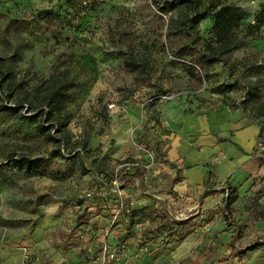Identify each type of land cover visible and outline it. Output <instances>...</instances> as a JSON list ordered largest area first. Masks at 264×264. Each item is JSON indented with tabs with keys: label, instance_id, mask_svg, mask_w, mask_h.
<instances>
[{
	"label": "rangeland",
	"instance_id": "1",
	"mask_svg": "<svg viewBox=\"0 0 264 264\" xmlns=\"http://www.w3.org/2000/svg\"><path fill=\"white\" fill-rule=\"evenodd\" d=\"M226 3L243 46L199 79L162 49L168 17L150 2L0 0V264H264V27L251 30L264 0ZM131 58L143 59L134 73ZM60 77L73 120L50 142L40 98ZM169 152L211 186L234 172L237 187L173 184ZM165 210L188 224L159 232Z\"/></svg>",
	"mask_w": 264,
	"mask_h": 264
},
{
	"label": "trees",
	"instance_id": "2",
	"mask_svg": "<svg viewBox=\"0 0 264 264\" xmlns=\"http://www.w3.org/2000/svg\"><path fill=\"white\" fill-rule=\"evenodd\" d=\"M150 7H155L153 14L166 15L168 22L166 32L160 35L165 39L161 44L163 50L180 64H184L189 70L191 77L197 76L199 79L208 78L209 72L217 64L223 62L224 58L235 50L240 49L243 43L236 34V29L240 26L241 16L240 8L229 5L226 0H144ZM212 21V37L201 44L200 24L205 19ZM49 25H60V18L50 17L46 19ZM264 27V4L261 5L260 12L256 17V24L251 27L254 32ZM110 33L119 34V28H111ZM143 59L131 58L122 61V67L129 73H134L143 66ZM8 74V73H7ZM64 76L66 74H63ZM67 77L51 78L44 82L45 91L42 93L40 102L42 106L38 116L42 118L39 129L43 134H47L50 142H59L61 139H67L65 131L73 120V115L65 110L64 102L69 96L70 88L67 82H63ZM67 80V79H66ZM1 99L5 97L1 96ZM246 101V98L244 99ZM5 106H0V111H5ZM47 123V126L44 124ZM75 147H81V151L86 147L82 141H76ZM63 156V155H62ZM65 158V157H63ZM69 159V158H67ZM65 159V160H67ZM24 164H32L33 161L24 159ZM166 165L171 169H177L175 163L166 161ZM82 169L86 174V167L82 164ZM180 178L177 174L173 184H178ZM225 207L229 210L230 206L236 201L234 191L227 192ZM205 198V196H204ZM148 210V209H145ZM155 221V229L162 233L170 232L173 227L186 226L188 221L176 219L168 211H161ZM134 215L128 227V232L132 230ZM150 217H152L150 215ZM236 232H238L236 228ZM235 242V239H233ZM264 246V243H259Z\"/></svg>",
	"mask_w": 264,
	"mask_h": 264
},
{
	"label": "crops",
	"instance_id": "3",
	"mask_svg": "<svg viewBox=\"0 0 264 264\" xmlns=\"http://www.w3.org/2000/svg\"><path fill=\"white\" fill-rule=\"evenodd\" d=\"M237 112H241V111L238 110ZM251 123H252V126L254 128L253 133L255 134V138H256L254 146L252 148V149H254V148H256V145H257V141H258L257 139L260 137V128L256 123H254V122H251ZM249 126H251V125H249ZM175 136L176 137H174L175 138L174 141L177 140V135L175 134ZM168 155H169V158L166 161H169L170 163H175L177 165V169H175V170L173 169V170L175 171V175L177 176V174H178V176L180 178V181L178 182V184L183 183V184H186L187 187L192 186V187L201 188V189H203L202 192L203 193L205 192L206 194L212 193V192H219V190L223 191L224 190L223 186L228 180L230 181V183H232L233 186L237 187V184L234 182V174H235L234 172H232L233 174L230 175L224 183H221V184L215 183L211 186L210 185L211 181L209 180V178L207 177L206 174H204V176H202V177L200 176L201 178H198V176H199L198 174H200V173H198L197 168H190V167L186 166V160L181 158L178 155H171V152H169ZM220 155H221V153L219 154V156ZM252 159H253V157L250 160H252ZM218 160H219L218 158L215 159L216 162ZM218 162L226 163L225 155ZM220 164L221 163H219V165ZM261 170H263V169L261 168ZM199 171H201V170H199ZM250 176H251V174H250ZM250 178L253 180L254 175L251 176ZM178 184H175V185H178ZM232 190L234 191L235 188H233Z\"/></svg>",
	"mask_w": 264,
	"mask_h": 264
},
{
	"label": "built area",
	"instance_id": "4",
	"mask_svg": "<svg viewBox=\"0 0 264 264\" xmlns=\"http://www.w3.org/2000/svg\"><path fill=\"white\" fill-rule=\"evenodd\" d=\"M166 100L172 99L171 97H165ZM108 109L111 110L112 112L118 113V114H124L126 112V107L124 105L117 106L115 103H112L108 105ZM111 258H113V255H110Z\"/></svg>",
	"mask_w": 264,
	"mask_h": 264
}]
</instances>
